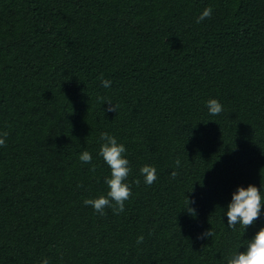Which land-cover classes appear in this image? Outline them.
Listing matches in <instances>:
<instances>
[{"label": "trees", "instance_id": "obj_1", "mask_svg": "<svg viewBox=\"0 0 264 264\" xmlns=\"http://www.w3.org/2000/svg\"><path fill=\"white\" fill-rule=\"evenodd\" d=\"M3 132L0 264H226L264 227V205L245 230L225 214L264 196V0H0ZM102 132L131 168L118 215L83 203L108 191Z\"/></svg>", "mask_w": 264, "mask_h": 264}, {"label": "clouds", "instance_id": "obj_2", "mask_svg": "<svg viewBox=\"0 0 264 264\" xmlns=\"http://www.w3.org/2000/svg\"><path fill=\"white\" fill-rule=\"evenodd\" d=\"M212 8L206 7L200 16L197 17V23L202 22L205 18H211ZM101 85L105 88L111 86V81L101 77ZM103 99V98H102ZM107 102L109 107L106 111L116 112L118 105L112 104L110 100ZM208 111L211 115H219L223 111V105L216 99H209L207 102ZM8 133H0V147L5 146ZM100 148L98 155L103 158L105 163L110 167L111 174L105 178V183L108 186L106 195H100L97 198H88L83 201L86 206H91L96 213L104 215L105 208H111L114 214H119L124 211L125 201L131 197V186L126 183L127 177L131 172L129 160L125 158L124 153L126 148L123 144L118 143L117 139L102 132L100 134ZM79 159L84 163H91L92 155L88 151H83L79 155ZM176 166H180V160L175 162ZM95 171V166L90 169ZM140 173L144 177L145 184L151 186L157 179L156 169L151 165H144L140 168ZM173 171L171 175L176 176ZM139 184V180L135 181ZM262 187V186H261ZM192 203L187 198V210L195 216V210L188 207ZM262 205H264V196L261 195V188H257L253 184L247 187L239 186L232 193L231 201L227 205L226 216L229 228L235 229L237 225H241L245 230L248 226L254 224L259 218ZM214 233L211 230L203 233V237H212ZM144 241L143 235L137 237V244ZM245 246V251H234L227 258L226 264H264V227H261L255 235L244 241L240 246ZM238 248V249H239ZM41 264H48V260L44 259Z\"/></svg>", "mask_w": 264, "mask_h": 264}]
</instances>
